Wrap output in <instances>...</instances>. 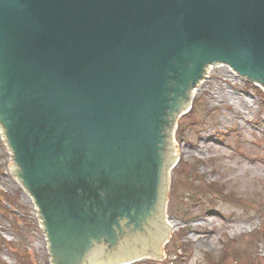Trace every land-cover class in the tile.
I'll return each instance as SVG.
<instances>
[{
	"label": "water",
	"instance_id": "water-1",
	"mask_svg": "<svg viewBox=\"0 0 264 264\" xmlns=\"http://www.w3.org/2000/svg\"><path fill=\"white\" fill-rule=\"evenodd\" d=\"M221 60L264 83V0H0V118L54 264L162 256L175 115ZM109 180L140 200L108 220L71 190Z\"/></svg>",
	"mask_w": 264,
	"mask_h": 264
},
{
	"label": "rangeland",
	"instance_id": "rangeland-1",
	"mask_svg": "<svg viewBox=\"0 0 264 264\" xmlns=\"http://www.w3.org/2000/svg\"><path fill=\"white\" fill-rule=\"evenodd\" d=\"M247 81L228 67L216 68L195 95V111L178 120L181 157L172 172L167 207L178 226L163 258L132 264H166L169 258L171 264H264V102ZM15 166L0 131V195L16 196L18 207L9 215L0 208V264H22L27 256L34 264H52L38 211L12 173ZM212 181L238 197L216 196L208 187ZM239 196L249 201L244 206L231 201ZM180 229L188 236L179 239ZM182 242L192 249L174 255ZM238 249L241 260L235 263L231 257ZM225 255L228 259L220 261Z\"/></svg>",
	"mask_w": 264,
	"mask_h": 264
},
{
	"label": "flooded vegetation",
	"instance_id": "flooded-vegetation-1",
	"mask_svg": "<svg viewBox=\"0 0 264 264\" xmlns=\"http://www.w3.org/2000/svg\"><path fill=\"white\" fill-rule=\"evenodd\" d=\"M102 189L105 193L101 196L98 195V190ZM139 186L135 183L132 185H127L124 182L116 181H89L87 185L79 187L75 185L72 188L74 194H81V197L86 199L88 208H93L94 212L101 217H105L108 220L111 217L116 218V209L120 208L126 200L138 202L140 199L137 196Z\"/></svg>",
	"mask_w": 264,
	"mask_h": 264
},
{
	"label": "bare ground",
	"instance_id": "bare-ground-1",
	"mask_svg": "<svg viewBox=\"0 0 264 264\" xmlns=\"http://www.w3.org/2000/svg\"><path fill=\"white\" fill-rule=\"evenodd\" d=\"M204 65L206 66V71H205V74L203 75L204 77L202 78L201 82H198V83H195L194 85H192V87H191L192 89H191L190 95L188 97L189 100H188V103L186 105V108L180 109L181 115H175V120H174V122H175V130H174V133L176 132V128H177V125H178L179 118L182 116V114L184 113V111H186V109L194 102L195 95L197 94V92L201 88L202 84L205 82L206 78H208L209 75L216 68L228 67V68L231 69V71L235 75H239L242 78H245V76L243 74L239 73L234 67L231 66V64L229 63L228 60L227 61H224V60L215 61L213 63H205ZM0 131L2 132L3 136L6 135L7 130H5V128L3 127L1 121H0ZM174 144H175L174 156H175V159H176L177 157H181L180 148H179L178 144H176V133H175ZM11 154H12L13 157L16 158V155H14V152L11 151ZM174 169H175V167H173V163H171L170 166H169V168H168V170H167V178H168V186L169 187H170L171 182H172V178L171 177H172V172H173ZM12 173L16 174L18 180L21 182V184L24 186L26 192L29 194V196H31L33 198V201H34L33 195L30 192H28L27 185H25V181L22 178L23 176L21 174L22 172H21L20 164H17V166H15L12 169ZM167 201H168V199H167ZM168 203H169V201H168ZM167 207H168V204H167ZM37 210H38V213H39L41 228L45 232L46 240H47V243H48V248L50 249V241H49V239L47 237V231H46V228L44 227L43 220H42V217L40 216V212H39V208L38 207H37ZM166 212H167V209H166ZM165 221L168 224L169 232L172 235V233L174 232V230L177 228L178 223H176L175 221L171 220L168 217V212L166 214ZM170 234H167V238H165V240H164V244H163L164 245V248L166 246L165 245L166 244V241L170 237ZM164 248H163L162 256H157L156 257V256H150V255H146V256L145 255H135V256H130V257H124V258H121V259H114L113 261H105V262L97 263V264H132V263H134L135 260H138V259H146V258L161 259L164 256Z\"/></svg>",
	"mask_w": 264,
	"mask_h": 264
},
{
	"label": "trees",
	"instance_id": "trees-1",
	"mask_svg": "<svg viewBox=\"0 0 264 264\" xmlns=\"http://www.w3.org/2000/svg\"><path fill=\"white\" fill-rule=\"evenodd\" d=\"M248 85L252 86L251 83H248ZM256 90H257L258 95L260 97H263V99H264V91H263V89L262 88L260 89V88L256 87ZM189 115H192V114L190 113ZM208 187L210 188V191L213 194H215L217 196H220V197H221L222 194H224L225 197H227V198H231V197H233V195L236 196V194H235L234 191L230 192V194L229 193L227 194V192L225 191V188L222 185H219V183L217 181L211 182L208 185ZM197 188H200V186L197 187ZM2 196L5 197L6 200H11L10 201L11 202V205L17 206L16 204H14V202H16V196H14V195H12L10 193L9 194L2 193ZM236 197H238V196H236ZM231 201L234 202V203L235 202L236 203H241L242 206H244V201H246V198H243V197H240L239 196V200L233 199ZM0 208H2L3 212L6 215H9L10 213H12L11 211L8 210V208H6L5 206H3L1 203H0ZM184 231H185V229H180V231L178 232L179 239H183L186 236V233H184ZM191 248L192 247L189 246L188 243H183L182 242L181 244H179L177 246V250H176V253L174 255H177L178 256V252H179L178 250H181V251H183V250L187 251L188 250V252H189L191 250ZM225 249L227 250V246L223 248V250H225ZM233 254H235V255H234V257H231L232 258V261L235 262V263L236 262H239L241 260V258H240L241 251L239 249L238 250H235L233 252ZM226 256L227 255H225V257L221 258L220 261H224V259H228L227 257H229V256H227V257ZM22 261H23V262H21L22 264H34L33 261L31 260V257L30 256L24 257V259ZM171 261H172L171 259H168V261L166 262V264H171ZM217 264H220V262H218Z\"/></svg>",
	"mask_w": 264,
	"mask_h": 264
}]
</instances>
